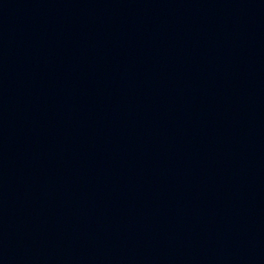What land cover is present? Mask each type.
<instances>
[{
    "label": "water",
    "instance_id": "95a60500",
    "mask_svg": "<svg viewBox=\"0 0 264 264\" xmlns=\"http://www.w3.org/2000/svg\"><path fill=\"white\" fill-rule=\"evenodd\" d=\"M0 264H264V0H0Z\"/></svg>",
    "mask_w": 264,
    "mask_h": 264
}]
</instances>
